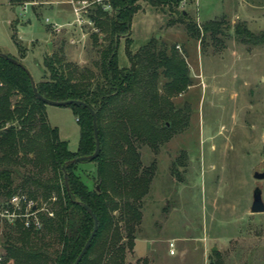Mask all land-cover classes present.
Here are the masks:
<instances>
[{
    "label": "rangeland",
    "instance_id": "374dc122",
    "mask_svg": "<svg viewBox=\"0 0 264 264\" xmlns=\"http://www.w3.org/2000/svg\"><path fill=\"white\" fill-rule=\"evenodd\" d=\"M108 2L31 0L17 5L0 0V50L14 55L36 80L42 57L53 51L70 69L97 75L105 30H96L87 12L99 6L112 15ZM134 4L130 31L118 39V67H139L135 54L154 38L157 47L167 48L166 54L173 51L170 58L180 61L189 80L167 93L162 86L169 77L158 74L154 85L166 96L169 127L154 145H137L142 163L153 164V175L141 197L140 220L132 246L125 247L124 262L264 264V211L249 210L254 185L260 186L264 202V178L252 176L254 169L264 170V39L246 42L235 27L264 32V0H181L176 9L184 8V18L199 29L205 22L213 26L210 21H225L222 32L207 30L198 36L168 6L145 0ZM44 109L49 124L74 151L80 127L72 108L45 103ZM163 121L157 118L160 126ZM94 168L92 161L75 169L90 188ZM2 229L0 222V240Z\"/></svg>",
    "mask_w": 264,
    "mask_h": 264
},
{
    "label": "trees",
    "instance_id": "16d2710c",
    "mask_svg": "<svg viewBox=\"0 0 264 264\" xmlns=\"http://www.w3.org/2000/svg\"><path fill=\"white\" fill-rule=\"evenodd\" d=\"M8 1L23 5L31 0ZM145 1L177 12V20L194 36L207 30L222 32L223 18L210 21L213 26L205 22L200 29L187 21L186 10L176 9L181 0ZM134 3L109 0L112 15L99 6L87 12L96 30H105L97 75L89 70L85 76L82 71L70 69L53 51L42 57L43 66L38 65L41 75L34 79L41 96L53 100L78 98L96 111L100 149L92 160L71 161L77 155L90 154L95 147L92 116L86 107L68 104L80 127L73 151L58 136V129L49 124L45 102L33 94L26 66L0 55V197L24 195L32 201L39 222V226L33 225L32 215L29 226L24 225L23 218L12 224L1 222V255L7 264H71L93 227L82 203L95 212L98 225L78 264H125V247L133 244L141 197L153 175V164L142 163L137 145H154L163 129L169 127L166 96L157 93L154 85L158 74L169 77L162 86L167 93L183 88L189 80L180 61L170 58L174 57L173 51L166 54L167 48L163 44L157 47L154 38L146 40L135 54L139 67H118V39L130 31L137 8ZM16 23L17 19L11 22L12 29ZM235 27L246 42L264 39V32L256 35L245 27L242 31L239 25ZM11 36L17 49L22 50L14 31ZM157 118L164 119L163 126ZM92 161L95 171L90 188L75 169L79 163ZM20 209L24 210L22 204ZM213 253L219 256V252Z\"/></svg>",
    "mask_w": 264,
    "mask_h": 264
},
{
    "label": "water",
    "instance_id": "95a60500",
    "mask_svg": "<svg viewBox=\"0 0 264 264\" xmlns=\"http://www.w3.org/2000/svg\"><path fill=\"white\" fill-rule=\"evenodd\" d=\"M0 55L3 56L4 58H6L7 60H10L12 62H16L19 65H21L22 67L25 68L24 65H22L21 62L17 61L16 58H14L13 56L6 54L5 52H2L0 50ZM132 67H134V64H132ZM26 71L28 74V78L29 81L31 82V88L33 91V94L35 96H37V98H39L41 101H44L45 103H50V104H55V105H68V104H80L84 107H86V109L91 113L92 116V121H91V127H93V136H94V143H95V147L94 150L90 153V154H86V155H77L76 157H74L73 159H71V161H81V160H87L90 159L92 160L93 157H95L97 155V153L99 152L100 149V143H99V139H98V129L96 127V111L89 106L87 103H85L83 100L78 99V98H74V99H58V100H53L50 99L48 97L45 96H41L37 89H36V85H35V80L32 77V74L30 73V71L28 70V68L26 67ZM69 163V160L66 161L62 167H64L65 164ZM63 176H64V181L66 182V172L63 171ZM252 176L256 179H263L264 178V170H253ZM97 188V185H96ZM251 205H250V212L254 213V212H262L264 211V202L262 201L261 198V188L258 185H254L253 190H252V195H251ZM83 207H85L86 211L89 213V215L92 218V223H93V227L89 233V235L86 238V241L84 242V244L82 245V247L80 248V250L78 251V254L76 255V258L74 259V261L71 264H78L79 260L82 257V254L84 253V251L86 250V248L88 247L90 241L92 240L91 238L94 235V232L97 228V216L95 214L94 211H92V209L90 207H88L86 204L82 203ZM215 246H212L211 249H215Z\"/></svg>",
    "mask_w": 264,
    "mask_h": 264
},
{
    "label": "built area",
    "instance_id": "2783aa9c",
    "mask_svg": "<svg viewBox=\"0 0 264 264\" xmlns=\"http://www.w3.org/2000/svg\"><path fill=\"white\" fill-rule=\"evenodd\" d=\"M75 13H77V10H75ZM21 204L23 205V211H21L20 209ZM32 204V201L30 199L26 200L25 196L22 194L14 193L8 198L0 197V222L12 224L17 218H23L24 225L29 226V223L31 222L30 216L32 215L34 219L32 224L35 226H39V222L36 219L34 210L31 206ZM168 245L169 253H173L174 243L170 241ZM0 264H5L1 253Z\"/></svg>",
    "mask_w": 264,
    "mask_h": 264
}]
</instances>
